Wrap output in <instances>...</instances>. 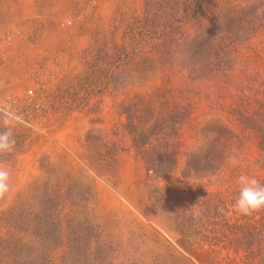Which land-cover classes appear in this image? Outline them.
<instances>
[{
  "label": "rangeland",
  "instance_id": "374dc122",
  "mask_svg": "<svg viewBox=\"0 0 264 264\" xmlns=\"http://www.w3.org/2000/svg\"><path fill=\"white\" fill-rule=\"evenodd\" d=\"M145 1L0 0V107L16 121L15 150L0 157L12 185L0 212L52 183L68 184L70 200L84 199L81 215L92 228L64 224L53 264H207L209 250L220 264H264L252 260L255 244L231 235L237 226L258 233L264 217L233 208L239 175L264 183V0L214 11L215 24L255 29L227 54L220 40L199 54L192 39L206 19L180 26L165 0L154 1L166 19L150 15ZM125 108L133 122L157 130L153 144L169 145L175 166L167 179L137 159ZM97 139L119 148L114 177L98 169ZM190 154L207 167L183 178ZM231 154L240 166L228 167ZM159 196L161 212L143 213L144 199ZM187 217L201 224L191 238L178 231ZM1 250L0 264H27Z\"/></svg>",
  "mask_w": 264,
  "mask_h": 264
},
{
  "label": "trees",
  "instance_id": "16d2710c",
  "mask_svg": "<svg viewBox=\"0 0 264 264\" xmlns=\"http://www.w3.org/2000/svg\"><path fill=\"white\" fill-rule=\"evenodd\" d=\"M169 3V4H168ZM167 8L175 10L174 15L177 20L183 22L195 23L201 25L205 19L207 20L206 27H200L192 39L194 44L197 43V49L199 54L201 51L207 52L214 49L213 43L217 40L223 41L224 45L221 47V52L227 54L234 51L238 46L247 41L250 37L255 35V29L244 30L243 28H237L236 30L227 29L223 27V22L219 21L214 23L215 16L214 11L221 9L223 6H231V10L240 9V0H165ZM145 7L150 12V15L161 19H166L163 12L156 13V2L154 0H146ZM229 7V8H231ZM225 9V8H224ZM220 10V12H223ZM228 10V9H227ZM155 11V12H153ZM212 11V14L209 13ZM226 12V11H224ZM232 12V11H230ZM209 14L207 18V14ZM221 18H226V13H220ZM169 24V23H168ZM167 24V25H168ZM158 27V26H157ZM182 28L179 27L178 30ZM124 111L127 114L125 131L131 137V145L136 153V157L146 167L148 172H151L158 179H167L168 175L174 170L175 160L174 155L167 152L166 142L163 144L155 145L152 140L157 130L153 127H146V124H139L133 122L134 117L132 110L125 108ZM155 130V132H154ZM89 141V138H87ZM98 143L100 148H103L102 152H95L97 157L96 164L99 166V171L103 175H109L114 177L115 170V156L119 150L114 145L108 144V142L97 139L93 141ZM94 145V144H93ZM204 165L201 167L202 162ZM203 167H207L205 160L199 158L197 154H190L186 165L181 172L183 178H190L199 175L203 170ZM73 185L72 183H70ZM48 185V186H47ZM42 187V192L39 196L31 201L27 200L24 204L17 205V208H11L8 212H0V245L4 247L1 250L3 257L8 255L16 256L18 262H27V264H35L37 261H41V264H53L54 257L51 253L61 247L64 239V224L73 225L83 230V226L91 229L90 219L84 215L85 200L77 199L76 201L70 200V196L74 194V190L69 188V185L61 186L60 183H52ZM74 186V185H73ZM66 194L68 196L66 197ZM79 201H83L82 207ZM142 204V212L146 215L152 216L154 207L160 209L164 206L163 199L159 196L155 200L153 198H145ZM151 207H149V206ZM39 207V208H38ZM171 209L175 207L169 206ZM159 209L157 211H159ZM162 214V213H161ZM77 215H81L76 217ZM167 218V216H165ZM185 225L184 229H178L183 231L185 238H191L193 235L198 234V230L201 228V224L194 221L192 217L187 219L182 218ZM263 223L260 224L261 230L258 233H254V229L248 227L241 232V226L235 228L231 227V235H237L242 233V237L248 240L250 247L255 244L258 247L257 255H254L253 248L250 251L252 260L255 257L264 258V217ZM250 224V223H249ZM248 225V224H247ZM66 227V225H65ZM234 231V232H233ZM77 232V231H76ZM209 234H211L209 232ZM27 237V239L25 238ZM30 239V240H28ZM213 241V239H212ZM39 242L38 247L36 246ZM239 242H236V253L240 247ZM36 243V244H35ZM65 253V251H64ZM209 258L207 264H220L218 261V251L209 250ZM98 264V262H97Z\"/></svg>",
  "mask_w": 264,
  "mask_h": 264
},
{
  "label": "clouds",
  "instance_id": "9594fccd",
  "mask_svg": "<svg viewBox=\"0 0 264 264\" xmlns=\"http://www.w3.org/2000/svg\"><path fill=\"white\" fill-rule=\"evenodd\" d=\"M10 111V109H9ZM16 121L8 112L0 107V157L14 152L16 140L14 126ZM242 164V159L237 154L227 157L228 167H237ZM11 173L5 164L0 163V200L9 196L12 190L10 183ZM238 192L233 204L234 211L243 216L264 211V183L255 176L241 174L237 177Z\"/></svg>",
  "mask_w": 264,
  "mask_h": 264
},
{
  "label": "built area",
  "instance_id": "2783aa9c",
  "mask_svg": "<svg viewBox=\"0 0 264 264\" xmlns=\"http://www.w3.org/2000/svg\"><path fill=\"white\" fill-rule=\"evenodd\" d=\"M32 92L31 91H29V94H31Z\"/></svg>",
  "mask_w": 264,
  "mask_h": 264
}]
</instances>
